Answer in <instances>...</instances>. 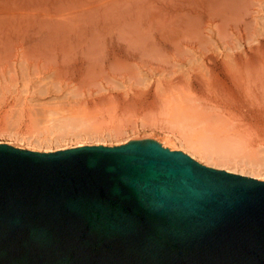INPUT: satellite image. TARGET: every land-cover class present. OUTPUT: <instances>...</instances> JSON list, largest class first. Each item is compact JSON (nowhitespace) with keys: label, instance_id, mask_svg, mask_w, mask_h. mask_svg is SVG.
<instances>
[{"label":"bare ground","instance_id":"6f19581e","mask_svg":"<svg viewBox=\"0 0 264 264\" xmlns=\"http://www.w3.org/2000/svg\"><path fill=\"white\" fill-rule=\"evenodd\" d=\"M253 1L0 0V104L20 111L0 132L25 124L32 146L50 148L120 137L143 115L162 147L264 181V0ZM39 94L65 101L38 113Z\"/></svg>","mask_w":264,"mask_h":264},{"label":"water","instance_id":"95a60500","mask_svg":"<svg viewBox=\"0 0 264 264\" xmlns=\"http://www.w3.org/2000/svg\"><path fill=\"white\" fill-rule=\"evenodd\" d=\"M0 264H264V181L152 139L0 144Z\"/></svg>","mask_w":264,"mask_h":264},{"label":"rangeland","instance_id":"374dc122","mask_svg":"<svg viewBox=\"0 0 264 264\" xmlns=\"http://www.w3.org/2000/svg\"><path fill=\"white\" fill-rule=\"evenodd\" d=\"M256 1L257 0H254L253 2H255L256 3ZM45 93V92H44ZM61 95L64 97H68V94L65 92L64 93V95L61 93ZM60 94L58 95L59 96V98H60V96H61ZM67 95V96H66ZM58 96H55V95H53V97H52V95H51V98H49L50 97V95H48V94H46V96L44 95V96H41L40 94L37 96V97H35L33 100H35L34 102H33V100L32 101H30V102H32L33 104H34V106H35V104H36V106L34 107L33 106V104L30 106V107H32V108H34L35 109V112H38V113H40V111L41 112H44L45 110H46V108L48 107V106H51L50 104H54V102H55V104H57V102L58 103H60L61 101H65V100H62L61 98V100L59 99V98H54V97H58ZM42 97H44V98H42ZM48 100H47V99ZM45 99V100H44ZM51 99V100H50ZM57 99V100H56ZM59 100H60V102H59ZM53 101V102H52ZM47 102H48V104H47ZM38 103V104H37ZM41 103H43L44 104V108H43V104H41ZM52 104V105H53ZM1 106H0V117H2V118H4V116H7V113L9 114V112H11L10 113V115H14L16 118H17V115H19L20 114V111L17 109L19 106L18 105H11V106H9V105H3V104H0ZM48 105V106H47ZM16 106V107H15ZM42 106V107H41ZM10 109H9V108ZM13 107V108H12ZM46 107V108H45ZM14 108H15V111L17 112V113H15L14 114ZM37 108V109H36ZM43 108V110H41ZM8 109V110H7ZM17 109V110H16ZM48 109V108H47ZM19 111V112H18ZM6 114V115H5ZM9 116V115H8ZM141 116H143V115H141ZM136 117L134 120L135 121H133V122H130L128 125L126 124L125 125V128H124V132H123V134L120 136V137H117L116 135H115V137H113L112 135H113V133L111 134L110 133V130H107V129H104V131H103V137H102V135L101 136H96V135H94V136H85V135H83V137L85 138H83V141H82V138H80V139H77L76 137H73V136H69V137H67L64 141L65 142H63V143H61L60 144V146H59V144L58 143H53V144H50L49 145V147L51 148V150H50V148H45V146L43 145H41L40 147L39 146H35V145H33L32 146V142L31 141H33L34 139H35V137H36V135L35 136H31V134H29L30 132H27L28 131V129H27V126L25 125V124H21V126H19V125H8L7 126V130L8 131H5V132H0V144H8V145H11V146H13V147H16V148H20V149H22V148H24V149H26V150H32V149H36L37 150V152H44V149H48L49 151H47V152H55V150L56 151H58V150H64V148H66V146L68 147V148H66V149H70V148H75L76 147V145H80V144H82L83 146H93L94 144L96 145L97 143H100V142H102V140L104 139V141L103 142H105L107 145L106 146H109V147H113V146H118V144L120 143V144H124V142L126 143V141L128 142V141H130V140H134V139H136V140H139V139H156V141L158 140V142L159 141H165V139H166V137H165V135H164V133L161 131H159V130H152V128L151 127H143L142 126V123L140 122L141 121V119L140 118H142V117ZM138 119V120H137ZM140 122V123H139ZM97 123H99V122H97ZM137 123V124H136ZM101 124V122L99 123V125ZM131 124H132V126H131ZM141 124V125H140ZM130 125V126H129ZM134 125V126H133ZM13 126V127H12ZM12 127V128H11ZM134 127H136V128H134ZM141 127V128H140ZM16 128V129H15ZM132 130H131V129ZM18 130V131H17ZM16 131H17V133H16ZM107 131H109V132H107ZM10 132V133H9ZM14 132V133H13ZM102 132V131H101ZM102 134V133H101ZM21 135V136H20ZM152 136V137H151ZM52 137V136H51ZM94 137V138H93ZM101 137V138H100ZM130 139H129V138ZM146 137H148V138H146ZM150 137V138H149ZM30 138V139H29ZM37 138V137H36ZM53 138V137H52ZM76 138V139H75ZM103 138V139H102ZM91 139V140H90ZM101 139V141L100 142H97L98 140H100ZM31 140V141H30ZM88 140V141H87ZM121 140V141H120ZM80 143H79V142ZM118 141H120L119 143H118ZM79 144H78V143ZM113 142V143H112ZM86 143V144H85ZM116 143H117V145H116ZM91 144V145H90ZM64 145V146H63ZM94 145V146H95ZM29 148H28V147ZM59 146V147H58ZM61 146H62V148H61ZM33 147V148H32ZM35 147V148H34ZM47 147V146H46ZM28 148V149H27ZM41 148V149H40ZM165 148H168V147H165ZM58 149V150H57ZM170 149V148H169ZM36 150H32V151H36ZM40 150V151H39ZM170 150H172V149H170ZM174 151V150H173ZM179 151V150H178ZM181 151V150H180ZM182 152H184V151H182ZM185 153V152H184ZM187 154V153H186ZM198 162H200V161H198ZM200 163H202V164H204L203 162H200ZM210 164V163H209ZM205 165V164H204ZM215 166L216 165H214V164H210V166L209 167H213V168H215ZM225 168V167H224ZM216 169H219V168H216ZM222 170H225V169H222ZM250 177V176H249Z\"/></svg>","mask_w":264,"mask_h":264}]
</instances>
